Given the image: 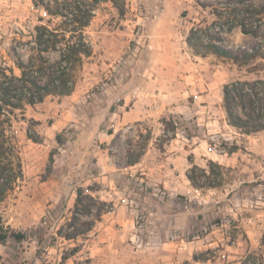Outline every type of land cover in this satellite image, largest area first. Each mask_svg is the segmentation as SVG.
Instances as JSON below:
<instances>
[{"label":"rangeland","instance_id":"374dc122","mask_svg":"<svg viewBox=\"0 0 264 264\" xmlns=\"http://www.w3.org/2000/svg\"><path fill=\"white\" fill-rule=\"evenodd\" d=\"M196 2L101 3L72 94L17 113L23 179L0 215L26 239L1 244L0 264H264V130L242 133L222 108L223 85L264 80V59L197 55L187 32L211 17ZM59 22L0 0V54ZM256 42L236 29L221 45L240 57ZM78 189L92 213L74 219Z\"/></svg>","mask_w":264,"mask_h":264},{"label":"trees","instance_id":"16d2710c","mask_svg":"<svg viewBox=\"0 0 264 264\" xmlns=\"http://www.w3.org/2000/svg\"><path fill=\"white\" fill-rule=\"evenodd\" d=\"M116 0H34L47 16L58 18L54 26H35L26 44H11L6 55L0 54V203L13 192L23 179V167L12 122L17 113L23 115L26 106L43 103L48 96H69L76 86V74L83 59L92 55L84 30L103 2ZM197 0L201 8H210L211 21L204 17L193 22L186 36V44L197 55L212 54L235 62L248 63L264 59V2L256 0ZM51 21L49 20L48 23ZM239 29L257 41L254 48L240 57L231 54L222 46V36ZM19 43V42H18ZM254 67H258L255 64ZM222 108L230 126L244 134L264 130V80H236L222 87ZM28 139L34 140L27 132ZM139 158L129 166L138 163ZM93 198L78 189L74 216L90 215ZM100 217V215L98 216ZM91 230V225L82 231L63 236L74 239ZM26 234L5 226L0 215V245L8 240L22 242ZM252 259V262H250ZM255 264L248 257L241 264ZM259 264H262L259 262Z\"/></svg>","mask_w":264,"mask_h":264}]
</instances>
